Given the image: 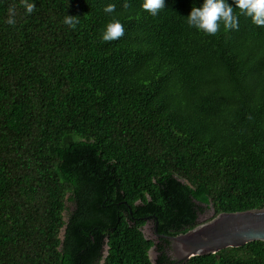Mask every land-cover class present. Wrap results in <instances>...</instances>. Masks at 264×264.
I'll return each instance as SVG.
<instances>
[{"label":"trees","instance_id":"1","mask_svg":"<svg viewBox=\"0 0 264 264\" xmlns=\"http://www.w3.org/2000/svg\"><path fill=\"white\" fill-rule=\"evenodd\" d=\"M30 2L0 0V264H264L262 240L177 261L158 236L264 205V27L198 31L203 0Z\"/></svg>","mask_w":264,"mask_h":264},{"label":"clouds","instance_id":"2","mask_svg":"<svg viewBox=\"0 0 264 264\" xmlns=\"http://www.w3.org/2000/svg\"><path fill=\"white\" fill-rule=\"evenodd\" d=\"M235 7L227 0H203L201 6H193L187 15V24L208 35H216L221 25L226 31L239 30V18L234 9H239V13L250 17L252 23L258 27H264V0H234ZM20 5L24 7L28 14L35 10V3L30 0H20ZM122 7L130 8L128 0H125ZM141 7L149 12L153 17L157 16L165 8V0H143ZM104 12L113 14L116 12L115 4L109 3L104 7ZM15 6L9 8L7 23L15 24ZM63 23L72 29L79 23L77 16L66 15ZM125 35V27L116 15L110 18L101 29V37L104 42H112L121 39Z\"/></svg>","mask_w":264,"mask_h":264},{"label":"water","instance_id":"3","mask_svg":"<svg viewBox=\"0 0 264 264\" xmlns=\"http://www.w3.org/2000/svg\"><path fill=\"white\" fill-rule=\"evenodd\" d=\"M154 231L156 232V226ZM63 232L64 229L61 228L60 237ZM158 236H165L172 242V254L177 261L195 255L215 253L226 247H239L253 240L264 241V205L260 208L220 212L209 219L203 218L185 232ZM149 257L153 261V247L149 250Z\"/></svg>","mask_w":264,"mask_h":264},{"label":"rangeland","instance_id":"4","mask_svg":"<svg viewBox=\"0 0 264 264\" xmlns=\"http://www.w3.org/2000/svg\"><path fill=\"white\" fill-rule=\"evenodd\" d=\"M143 232H144V234L147 237H151V238L153 237V231H152V224H151V222H148L146 225H144Z\"/></svg>","mask_w":264,"mask_h":264}]
</instances>
